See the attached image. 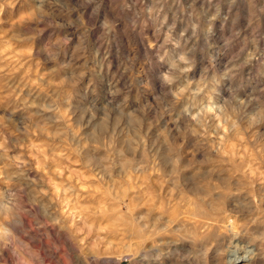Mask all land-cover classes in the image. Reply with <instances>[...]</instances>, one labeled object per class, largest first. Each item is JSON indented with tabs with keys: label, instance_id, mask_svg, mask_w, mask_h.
<instances>
[{
	"label": "rangeland",
	"instance_id": "obj_1",
	"mask_svg": "<svg viewBox=\"0 0 264 264\" xmlns=\"http://www.w3.org/2000/svg\"><path fill=\"white\" fill-rule=\"evenodd\" d=\"M0 264H264V0H0Z\"/></svg>",
	"mask_w": 264,
	"mask_h": 264
},
{
	"label": "bare ground",
	"instance_id": "obj_2",
	"mask_svg": "<svg viewBox=\"0 0 264 264\" xmlns=\"http://www.w3.org/2000/svg\"><path fill=\"white\" fill-rule=\"evenodd\" d=\"M233 206V205H232ZM228 209V208H227ZM229 220V219H228ZM228 224V223H227ZM238 225V224H237ZM237 225H234L233 223H231V229L233 230L234 228H236L235 226H237ZM202 226H204V225H202ZM221 227V226H220ZM194 229V228H193ZM192 229V230H193ZM227 229H229V228H227ZM235 232H236V230H235ZM198 234V233H197ZM233 234V233H232ZM234 236H236V235H234ZM231 237V236H230ZM228 249V248H227ZM242 249V248H241ZM250 253V252H249ZM247 257H248V255L247 254H245V255H242V256H238L237 258H236V260L238 261V263H242L243 261L245 262V261H247L248 259H247Z\"/></svg>",
	"mask_w": 264,
	"mask_h": 264
}]
</instances>
